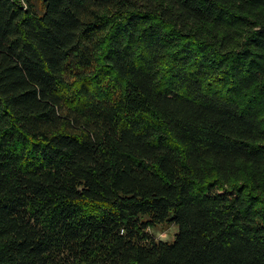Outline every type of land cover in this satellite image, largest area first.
Returning a JSON list of instances; mask_svg holds the SVG:
<instances>
[{"label":"trees","instance_id":"1","mask_svg":"<svg viewBox=\"0 0 264 264\" xmlns=\"http://www.w3.org/2000/svg\"><path fill=\"white\" fill-rule=\"evenodd\" d=\"M0 264H264V0H0Z\"/></svg>","mask_w":264,"mask_h":264},{"label":"rangeland","instance_id":"2","mask_svg":"<svg viewBox=\"0 0 264 264\" xmlns=\"http://www.w3.org/2000/svg\"><path fill=\"white\" fill-rule=\"evenodd\" d=\"M156 239L172 241L178 232V225L176 224H159L153 229L149 230Z\"/></svg>","mask_w":264,"mask_h":264}]
</instances>
